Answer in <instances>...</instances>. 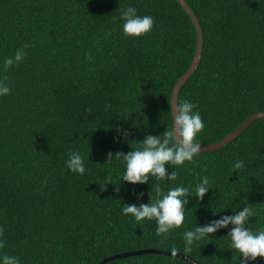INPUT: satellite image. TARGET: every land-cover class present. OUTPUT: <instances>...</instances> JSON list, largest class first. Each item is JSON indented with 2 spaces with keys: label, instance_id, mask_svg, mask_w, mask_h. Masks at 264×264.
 Listing matches in <instances>:
<instances>
[{
  "label": "trees",
  "instance_id": "1",
  "mask_svg": "<svg viewBox=\"0 0 264 264\" xmlns=\"http://www.w3.org/2000/svg\"><path fill=\"white\" fill-rule=\"evenodd\" d=\"M185 1L203 46L177 100L198 106L193 111L205 127L196 139L206 145L264 112V0ZM129 6L154 18L147 35H124L121 15ZM195 45L194 25L177 0H0V80L7 76L10 88L0 96V264L4 254L19 264H97L173 247L199 264H240L242 256L230 249L233 225L194 242L189 253L184 233L245 206L255 213L246 226L264 230V118L192 162L166 165L168 174L177 173L174 181L121 178L126 162L117 153L142 150L147 135L171 130L172 89ZM17 49L26 56L5 70ZM69 150L83 157V175L67 169ZM238 160L243 168L233 171ZM109 175L113 184L101 191ZM204 176L212 188L203 200L189 195L183 225L167 237L156 235L155 220L137 223L122 211L154 202L157 186L164 194L176 187L195 194ZM104 264L192 263L142 253Z\"/></svg>",
  "mask_w": 264,
  "mask_h": 264
},
{
  "label": "clouds",
  "instance_id": "2",
  "mask_svg": "<svg viewBox=\"0 0 264 264\" xmlns=\"http://www.w3.org/2000/svg\"><path fill=\"white\" fill-rule=\"evenodd\" d=\"M121 19L124 20L123 33L128 37H141L147 35L152 31L154 25V18L151 16H139L134 7H127L122 10ZM29 45L25 44L24 48ZM26 52L23 49H17L15 56L5 59V70L19 66L22 62ZM91 60V56L87 57ZM8 79L7 76L0 80V96L10 93V88L4 83ZM187 100L179 102L177 99L173 106V99L170 103V111L173 117V126L171 130H166L162 135L154 136L147 135L145 139L140 142L142 150H132L127 154L117 153L123 156L126 162V170L121 177L124 181L132 184L147 183L150 177H155L157 180H176L177 173L166 172V165L182 166L184 163L192 162L201 150V145L197 141V135L203 131L205 125L199 112L193 110L197 108ZM90 111V110H89ZM129 133L125 130L123 137L127 140ZM163 137V138H161ZM113 153L107 154V162L112 160ZM66 167L71 172H77L80 175L85 173L84 159L71 150L68 152V160ZM243 168V161H236L233 165L234 170H241ZM206 171V169H205ZM120 178V180H121ZM108 184H113L110 175L106 177V183L101 185V191L105 190ZM212 188L209 184V179L204 176L202 182L196 185L195 194H192L188 188L176 187L170 189L167 194L157 186V199L152 203L125 205L122 209L125 215L131 214L137 223L147 219L155 220V233L157 236L167 237L169 232L173 229L180 228L185 219V209L189 203V195L196 196L199 200H203L208 190ZM119 191V188H116ZM143 193L138 194V198L142 197ZM162 197V198H160ZM255 213L248 206L243 207L242 210L236 214L228 216L224 215L218 220H213L205 226H197L195 230H189L184 233L185 247L184 252H191L194 242H198L211 234L216 233L221 228H226L230 224L234 227L228 233L231 245L230 249L236 250L242 259L240 264H248L249 260H255L257 257L264 258V230L259 233H253L246 225L250 217H254ZM4 229L0 227V236H3ZM5 244L0 241V249H3ZM177 249L172 248V253L175 255ZM3 264H19L16 257L4 254L2 256Z\"/></svg>",
  "mask_w": 264,
  "mask_h": 264
},
{
  "label": "water",
  "instance_id": "3",
  "mask_svg": "<svg viewBox=\"0 0 264 264\" xmlns=\"http://www.w3.org/2000/svg\"><path fill=\"white\" fill-rule=\"evenodd\" d=\"M177 1L182 6L183 10L188 14V16L190 17V19L194 25L195 32H196V45H195V51H194L192 60L190 62V65L185 70V72L178 78V80L175 82V84L173 86L171 98H170V103L173 99V106L175 105V101L177 99V95H178L180 87L183 85V83L186 81V79L191 75V73L194 71V69L198 65L200 55H201L202 46H203V36H202V32H201V27L199 25V22L195 16V14L193 13L192 9L189 7V5L187 4V2L185 0H177ZM171 115H172V113H171ZM259 118H264V112L254 113V114L248 116L239 126L234 128L233 130H231L226 136H224L218 142L206 144V145H201L200 151L215 150V149H218L220 147L225 146L230 140L234 139L237 136V134L243 128L247 127L249 123H251L253 120H256ZM142 253H161V254H166V255H170V256H176L179 258H183V259L191 262L192 264H199L196 260H194L190 257H187L181 253L176 252L175 255H173L172 251H166V250H161V249H156V248L155 249L149 248V249H142V250H134V251H128V252H124V253H120V254L107 256V257L103 258L101 261H99L97 264H104L105 262H107L109 260H113L115 258L129 256V255H138V254H142Z\"/></svg>",
  "mask_w": 264,
  "mask_h": 264
}]
</instances>
